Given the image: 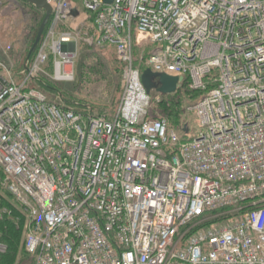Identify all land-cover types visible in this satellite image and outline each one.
Instances as JSON below:
<instances>
[{"label": "built area", "instance_id": "obj_1", "mask_svg": "<svg viewBox=\"0 0 264 264\" xmlns=\"http://www.w3.org/2000/svg\"><path fill=\"white\" fill-rule=\"evenodd\" d=\"M48 2L33 57L0 58V223L22 226L28 264H264V0ZM78 10L121 65L112 113L46 88L76 80ZM146 70L198 94L185 120Z\"/></svg>", "mask_w": 264, "mask_h": 264}, {"label": "rangeland", "instance_id": "obj_2", "mask_svg": "<svg viewBox=\"0 0 264 264\" xmlns=\"http://www.w3.org/2000/svg\"><path fill=\"white\" fill-rule=\"evenodd\" d=\"M21 3V0H0V58L12 65L15 71L24 67L26 61L33 57L38 47L32 51L37 31L44 19L43 11L25 8ZM9 8L13 9L10 11ZM79 12L78 20L77 17L71 20L74 26L84 20L83 12ZM77 28L82 41L76 63V80L70 84L55 85L48 82L54 88L50 98L59 97L88 105L95 115L112 113L121 95L120 66L115 52L111 48L98 50L85 43V39L95 37L89 19L77 25ZM190 121L191 134H197L200 130L197 118L192 116ZM0 191L5 193L1 188ZM16 264H28L24 252L20 253Z\"/></svg>", "mask_w": 264, "mask_h": 264}, {"label": "trees", "instance_id": "obj_3", "mask_svg": "<svg viewBox=\"0 0 264 264\" xmlns=\"http://www.w3.org/2000/svg\"><path fill=\"white\" fill-rule=\"evenodd\" d=\"M21 2L22 3L20 5H25V8L27 7L34 11L38 10L26 2ZM89 22H91L93 30L95 32L93 15L89 16ZM148 52L149 49L145 51V54L147 55ZM137 54L138 56H140L139 52H137ZM118 64L121 70V65L119 62ZM139 67L141 70H145L147 68L146 64L142 62L139 64ZM46 88L51 90L52 86L47 85ZM197 96V93H193L188 89H179L173 95L163 96L162 104L160 105V112L163 116L169 118L172 125H177L181 121L185 120L184 109L190 102L197 98ZM2 177L3 174L0 171V179ZM0 233V241L8 245V253L6 255H0V264H16L20 253L24 252L22 248V226H17L13 221L7 219L0 223Z\"/></svg>", "mask_w": 264, "mask_h": 264}, {"label": "water", "instance_id": "obj_4", "mask_svg": "<svg viewBox=\"0 0 264 264\" xmlns=\"http://www.w3.org/2000/svg\"><path fill=\"white\" fill-rule=\"evenodd\" d=\"M23 2L28 3L29 5L35 7L36 9L44 12V19L41 25L38 28L36 39L33 45V50L38 46L44 30L51 18L52 15V7L49 4L48 0H21ZM106 4H111L113 0H104ZM76 15V13H75ZM142 84L148 94H151L152 91H156L157 93L167 96L176 93L179 82L182 79L172 78L163 74L153 73L151 70H146L142 74Z\"/></svg>", "mask_w": 264, "mask_h": 264}, {"label": "flooded vegetation", "instance_id": "obj_5", "mask_svg": "<svg viewBox=\"0 0 264 264\" xmlns=\"http://www.w3.org/2000/svg\"><path fill=\"white\" fill-rule=\"evenodd\" d=\"M10 6H11V5H10ZM10 6H8V7H10ZM10 9H13V8H9V10H10ZM10 11H11V10H10Z\"/></svg>", "mask_w": 264, "mask_h": 264}, {"label": "crops", "instance_id": "obj_6", "mask_svg": "<svg viewBox=\"0 0 264 264\" xmlns=\"http://www.w3.org/2000/svg\"><path fill=\"white\" fill-rule=\"evenodd\" d=\"M80 14L79 10H78V15Z\"/></svg>", "mask_w": 264, "mask_h": 264}]
</instances>
